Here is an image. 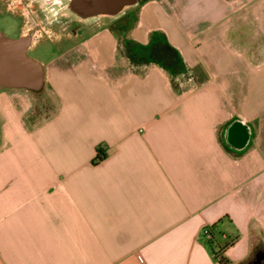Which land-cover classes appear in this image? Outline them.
Returning <instances> with one entry per match:
<instances>
[{"label": "crops", "instance_id": "1", "mask_svg": "<svg viewBox=\"0 0 264 264\" xmlns=\"http://www.w3.org/2000/svg\"><path fill=\"white\" fill-rule=\"evenodd\" d=\"M131 12L57 35L56 103L0 85V264H264V0Z\"/></svg>", "mask_w": 264, "mask_h": 264}, {"label": "water", "instance_id": "2", "mask_svg": "<svg viewBox=\"0 0 264 264\" xmlns=\"http://www.w3.org/2000/svg\"><path fill=\"white\" fill-rule=\"evenodd\" d=\"M32 1L39 5V15L43 19V24L51 27L64 19L68 22L78 21L85 25L96 23L102 17L116 20L124 16L129 9L139 6L143 0ZM34 39L33 32L25 33L20 37H11L0 32V85L26 87L35 91L44 88L45 66L29 54V48ZM226 139L228 144L235 148L243 146L248 141L241 133L235 134L230 131L226 132ZM263 258L264 255L261 253L257 255L258 261Z\"/></svg>", "mask_w": 264, "mask_h": 264}, {"label": "rangeland", "instance_id": "3", "mask_svg": "<svg viewBox=\"0 0 264 264\" xmlns=\"http://www.w3.org/2000/svg\"><path fill=\"white\" fill-rule=\"evenodd\" d=\"M137 7L129 9L128 12L119 19L110 20L107 17H102L98 21L99 22L106 21L110 23L113 29L121 27L122 23L125 24L127 28H129L130 25L135 20V17L132 15V13L134 14V12H131V11H136ZM36 11H37V8H35L30 3H28V10L26 13L27 18L25 14L23 15L22 14H18V15L11 14V21L8 25H11L13 27L11 28V27H7L8 25L0 24V31L4 32L5 34L11 37H19L21 36L20 35L21 26L23 25V23L27 22L28 29L26 33L34 32L35 39H36L33 45L29 49V54L32 57L41 61L44 65H47V62L53 59L55 56H57L61 49L63 48L65 49L68 39L66 38L59 39L57 37V33L51 34L47 30H44V29L40 30V27H38L37 29L35 28L32 31H30L32 28V25H34L33 22L36 18L35 16H37ZM40 23H43V21L39 19V24ZM51 87L52 86L50 85V83H47L45 84L43 88L44 90L40 92H33V96L37 100L38 103H43V104L45 103V105H48V104L51 105L53 103H56L54 101L55 99L54 96H52L53 93L51 91Z\"/></svg>", "mask_w": 264, "mask_h": 264}, {"label": "flooded vegetation", "instance_id": "4", "mask_svg": "<svg viewBox=\"0 0 264 264\" xmlns=\"http://www.w3.org/2000/svg\"><path fill=\"white\" fill-rule=\"evenodd\" d=\"M22 2V4L24 5L25 9H26V13L28 10V3H30L31 5H33L35 8H37V16H35V20H34V25H32V28L30 31H32L33 29H37L38 27H40L41 29L47 30L48 32H50L51 34H55L57 33V35H59L60 33H64L67 34L68 32H74L75 30H77L80 27V23L81 22H68L67 20H63L61 23H58L56 25H53L51 27H46L43 23L39 24V19L43 21V19L41 18V16L39 15V5L35 2H33L32 0H20ZM27 18V15H26ZM34 33V32H33Z\"/></svg>", "mask_w": 264, "mask_h": 264}, {"label": "trees", "instance_id": "5", "mask_svg": "<svg viewBox=\"0 0 264 264\" xmlns=\"http://www.w3.org/2000/svg\"><path fill=\"white\" fill-rule=\"evenodd\" d=\"M210 239H209V241H211ZM210 245H212V242H210ZM224 248L225 247H222L218 251H215V250L213 251L215 256L219 259V261L221 263H226L228 261L227 257L224 255ZM257 253H262V250H257ZM255 261H256V257L254 259H252L248 262L242 263V264H254Z\"/></svg>", "mask_w": 264, "mask_h": 264}, {"label": "built area", "instance_id": "6", "mask_svg": "<svg viewBox=\"0 0 264 264\" xmlns=\"http://www.w3.org/2000/svg\"><path fill=\"white\" fill-rule=\"evenodd\" d=\"M203 233L209 239L212 237V233H211L210 227H205L204 230H203Z\"/></svg>", "mask_w": 264, "mask_h": 264}]
</instances>
